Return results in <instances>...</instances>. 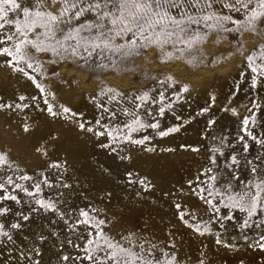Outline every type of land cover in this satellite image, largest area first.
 Returning a JSON list of instances; mask_svg holds the SVG:
<instances>
[{
    "label": "rangeland",
    "instance_id": "374dc122",
    "mask_svg": "<svg viewBox=\"0 0 264 264\" xmlns=\"http://www.w3.org/2000/svg\"><path fill=\"white\" fill-rule=\"evenodd\" d=\"M225 2L218 0L215 10L231 16L238 24L226 23L227 31L201 24L198 35L202 39L197 46L198 51L193 54L194 63H190L186 56L180 57L171 45L165 46L163 53L158 47L150 46L123 60L115 57L119 61L115 66L106 60L107 68L96 67V61L73 63L54 57L49 51L38 52L28 47L26 51L35 56L40 65L39 72L28 71L43 87L41 92L31 80L7 66L8 58L0 57V104L26 105L21 109H0V153L6 154L12 165L11 168L4 167L0 175L12 176L25 187L34 182L18 179L25 174L41 179L40 173H43L53 184L60 177L71 187L42 188L45 197L57 191L64 192L63 199L67 203L60 205L62 209L84 208L91 216L104 219V232L116 240L129 233L147 237L156 245L155 255L160 260L165 259L164 253H169L177 256L179 264H201V261L204 264H264V252L248 247L237 230L229 228L228 233L223 234L219 224L210 225L212 233H220L222 239L231 240L238 245V250L222 247L215 243L214 234L201 236L186 227L178 219L175 208V204L180 203L183 209L201 216L203 202L190 191L189 181H193L195 187L198 176L201 180L208 179V176H201V171L208 164L210 147L218 142L212 137L227 135L234 142L240 120L250 115L247 107L251 103V90L247 85L253 74L247 67V58L256 55V63L264 64V60L259 59L260 50L264 48V28L254 31L240 28L237 31L239 25L246 22V14L223 8ZM59 8L60 4L49 8L45 0L43 10L55 13ZM12 16L15 13H10ZM40 31L36 29L29 33L28 39H33ZM116 43L124 41L117 39ZM179 46L184 47L183 44ZM164 53H174L180 58L169 59ZM185 87L187 91H184ZM161 95L165 106L172 105L170 109L165 107L163 116L158 115L161 104L156 102ZM20 96L26 99L20 100ZM144 96L147 97L146 102L140 99ZM261 100L264 101V92ZM49 104L55 111L62 112L63 107H68L78 115L71 120H65L63 116L53 117L46 111ZM205 108L209 111L197 115ZM225 108H235L239 115L234 116L231 111H224ZM124 109L135 111L146 123L158 120L160 127L129 132L123 128V123H131L133 117L123 115ZM146 110L152 115H146ZM112 112H116L117 119L109 121L107 116ZM257 116H264V109ZM97 120L109 130L121 127L122 137L131 135L136 140L150 137V140L144 145L123 139L113 143L111 137L96 136L78 127L79 123H84L86 128L104 130L96 124ZM210 120L216 123L210 124ZM178 124L183 125L178 133L166 137L158 135L160 131ZM25 125L29 128L27 132L24 131ZM252 130L254 133L264 132V128L259 126ZM181 145H189L199 151L193 152ZM40 148L44 151H37ZM147 148L155 151L148 152ZM229 151L231 149H224L226 155ZM52 164H61L62 167H49ZM246 176V172H241V179ZM144 178L152 184L148 191L139 184L129 183V180ZM220 183L222 180L218 178L217 186ZM235 185L238 186L239 181ZM12 190L9 187V191ZM15 194L23 196V193ZM30 200V197H24L25 212L29 210ZM6 204L14 209L20 207L12 202ZM226 211L222 208V213ZM235 215L243 218L239 212ZM52 219H56L52 213H36L32 219L23 222L21 230H11L15 243L0 244V264H31L17 259L19 250L25 245L31 246L41 233L49 234L53 227L60 232V241L67 235L82 243L76 240L74 233L67 231L63 221L51 225ZM204 219L208 217L205 215ZM4 221L5 218H0V222ZM6 221L15 223L17 218L10 213ZM248 237L251 243L258 237V232L254 228L248 230ZM60 241L50 237L45 242L41 264H60L57 259L59 250L53 247ZM197 243L206 246L203 245L202 251L185 248L188 244L194 246ZM150 246L145 244V248ZM64 254L83 255L67 245ZM67 264H72V261Z\"/></svg>",
    "mask_w": 264,
    "mask_h": 264
},
{
    "label": "snow or ice",
    "instance_id": "6c2138e0",
    "mask_svg": "<svg viewBox=\"0 0 264 264\" xmlns=\"http://www.w3.org/2000/svg\"><path fill=\"white\" fill-rule=\"evenodd\" d=\"M217 2L218 0H47L49 8L60 4V8L53 13L43 10L45 0H0V45H4L0 47V57L8 58L7 66L31 80L41 92L44 91L43 87L36 83V78L31 75V72H39L40 65L36 62L35 56L28 54L26 51L28 47L38 52L49 51L54 57L71 60L73 63L83 61L84 64H90L96 61V67L107 68L108 64L104 63L106 60L115 66L119 62L114 59L115 57L123 60L138 53L141 48L150 46L158 47L163 53L164 47L171 45L180 53V57L186 56L190 63H194L193 54L198 51L197 46L202 39L198 35L201 24L223 31L229 30L225 28L226 23L238 24V21L231 16L215 10ZM222 7L229 11H243L246 14V22L239 25L237 31L240 28L246 31L264 28V0H226ZM10 13H15V16L10 17ZM36 29L41 31L33 39H28V34L35 32ZM186 33L189 34L187 37ZM117 39L124 43L117 44ZM181 44L184 47H180ZM164 55L169 59L180 58L174 53H164ZM256 59V55L247 58V67L253 75L247 85L251 90V103L247 107L250 115L240 120L239 133L242 134H236L234 142L230 141L227 135L212 137L218 142L210 147L208 164L201 171V176H208V179L201 180L198 176L195 187L193 181H189L190 191L203 202L201 216L197 217L195 211L183 209L180 203H176L175 208L178 219L186 227L201 236L214 234L217 245L238 250V245L233 244L231 240L222 239L220 233H212L210 225L219 224L224 230L223 234H227L229 228L235 229L248 247L264 252V132L254 133L252 130L257 126L264 128V116L259 118L257 116V113L264 109V101L261 100V93L264 92V64H257ZM259 59L264 60V48L260 50ZM184 91H187V87ZM112 98H115V94ZM19 99L24 100L26 97L20 96ZM140 99L146 102L147 97ZM163 101V95L156 101L161 104L158 110L159 116L164 115L165 107L169 109L172 107L171 104L165 106ZM45 103L47 104V101ZM22 107L26 105L0 104V109ZM103 107L101 105V108ZM46 111L53 117L63 116L65 120H71L78 115L68 107H63L62 112L55 111L50 104ZM104 111L108 110L105 108ZM208 111L207 108L202 109L197 115H203ZM224 111H231L234 116L239 115L235 108H225ZM122 114L133 117L131 123H123V128L128 129L129 132L160 127L158 120L155 123H146L135 111L124 109ZM146 115L151 116V111L146 110ZM107 119L116 120V112L110 113ZM176 119L180 120L181 117ZM209 123L215 124L216 121L210 120ZM96 124L104 130L86 128L84 123H79L78 127L96 136L111 137L113 143L123 139L135 145H144L150 140V137L138 140L132 139L131 135L122 137L121 127L116 126L109 130L100 120H97ZM182 126V124L174 125L160 131L158 135L166 137L178 133ZM28 130V126L25 125L24 131ZM105 146L109 147V145ZM181 147L190 148L193 152L199 151L198 148L189 145H181ZM225 148L231 149L227 155L224 152ZM37 151L44 150L40 148ZM146 151L153 152L155 149L147 148ZM166 151L171 152L174 149H166ZM4 167L11 168L12 165L7 155L0 153V171ZM49 167L59 169L62 165L52 164ZM241 172L247 173L245 179H241ZM40 176L41 179L26 174L18 177L19 180L34 181L30 187H25L13 180L12 176L0 175V193H2L0 218H5L4 222H0V244L15 243L11 230H21L23 222L32 219L33 214L41 212L52 213L56 217L50 221L51 225L63 221L67 231L74 233L76 240L82 243H77L67 235L63 241H60V232L53 227L49 234L41 233L31 246L22 247L17 259L29 261L31 264H41L44 255L42 247L50 237H55L60 241L53 244V247L59 250L57 259L60 264H67L69 261H72V264H85V262L86 264H179L175 254L164 253L165 259L160 260L155 255L156 245L147 237L129 233L116 240L104 232L102 227L105 224L104 219L91 216L84 208L62 209L60 205L67 203V200L63 199L64 192L57 191L45 197L42 188L60 189L69 188L71 185L63 182L60 177L53 184L43 173H40ZM218 178L222 180L219 186L216 184ZM236 181H239L238 186L235 185ZM129 183L139 184L144 191L152 187L151 182L146 178L129 180ZM9 187L13 190L9 191ZM15 193H23V196ZM25 196L31 198L28 202V212L24 211ZM6 202H12L20 207L14 209ZM222 208L227 211L222 213ZM93 211L99 210L93 209ZM236 212L242 214L243 218L236 216ZM10 213L17 218V222L7 223L6 218ZM205 215L208 217L207 220L204 219ZM256 217L259 219H254ZM253 228L258 232V237L249 243L248 230ZM146 243L151 246L145 248ZM66 245L83 255L64 254ZM201 264L204 262L201 261Z\"/></svg>",
    "mask_w": 264,
    "mask_h": 264
},
{
    "label": "bare ground",
    "instance_id": "6f19581e",
    "mask_svg": "<svg viewBox=\"0 0 264 264\" xmlns=\"http://www.w3.org/2000/svg\"><path fill=\"white\" fill-rule=\"evenodd\" d=\"M183 164L186 165L187 163H183ZM141 223L143 224L142 221H141ZM203 245L206 246L205 244H202V243H197V245H194V246L191 245V244H188V245H186L185 248H187V249H197L199 251H202Z\"/></svg>",
    "mask_w": 264,
    "mask_h": 264
}]
</instances>
